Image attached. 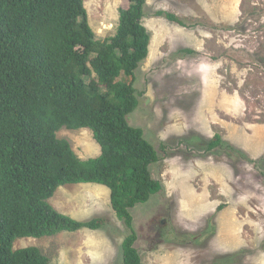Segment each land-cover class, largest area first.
Masks as SVG:
<instances>
[{
	"label": "rangeland",
	"instance_id": "rangeland-1",
	"mask_svg": "<svg viewBox=\"0 0 264 264\" xmlns=\"http://www.w3.org/2000/svg\"><path fill=\"white\" fill-rule=\"evenodd\" d=\"M84 4L98 40L115 35L129 6ZM144 12L149 56L136 70L139 104L128 119L159 152L150 170L162 189L131 209L143 262L264 264V0H147ZM216 134L222 144L210 149ZM57 136L82 159L101 153L89 128ZM49 202L107 225L19 238L14 249L37 246L56 264H123L129 230L108 187L62 185Z\"/></svg>",
	"mask_w": 264,
	"mask_h": 264
},
{
	"label": "trees",
	"instance_id": "trees-1",
	"mask_svg": "<svg viewBox=\"0 0 264 264\" xmlns=\"http://www.w3.org/2000/svg\"><path fill=\"white\" fill-rule=\"evenodd\" d=\"M127 1L115 35L98 40L84 0H0V264H56L39 247L14 249V242L107 225L101 217L76 220L49 202L60 186L78 183L110 189L129 230L123 264H145L131 209L162 185L150 170L159 152L128 119L139 104L136 70L149 56L150 34L147 0ZM63 127L91 129L100 155L80 158L58 138ZM221 144L216 134L209 148Z\"/></svg>",
	"mask_w": 264,
	"mask_h": 264
},
{
	"label": "crops",
	"instance_id": "crops-1",
	"mask_svg": "<svg viewBox=\"0 0 264 264\" xmlns=\"http://www.w3.org/2000/svg\"><path fill=\"white\" fill-rule=\"evenodd\" d=\"M56 235V234H55ZM54 236V235H53Z\"/></svg>",
	"mask_w": 264,
	"mask_h": 264
}]
</instances>
